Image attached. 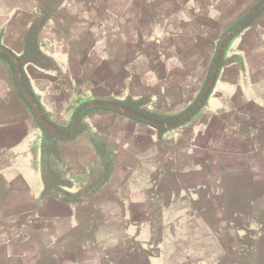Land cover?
<instances>
[{
    "label": "crops",
    "instance_id": "1",
    "mask_svg": "<svg viewBox=\"0 0 264 264\" xmlns=\"http://www.w3.org/2000/svg\"><path fill=\"white\" fill-rule=\"evenodd\" d=\"M47 1L0 0V45L18 56L26 33L31 28L35 31V48L44 62L21 59L25 82L44 115L62 129L68 128L67 133L60 132L66 136L52 138L58 158L48 157L42 149V127L18 95L14 73L0 60V264L6 257L18 258L22 227L27 228L32 244L38 230L52 228V245L66 236L76 237L84 225L99 222L95 215L105 203L132 206L139 201L145 202V208L153 207L165 192L166 181L181 188L175 175L180 176V160L193 156L192 146H202L197 130L211 138L227 120L226 127L236 134L244 125L229 126L232 115L248 113L246 105L256 107L260 114L259 93L252 84L258 80L253 79L251 65L264 52V12L252 30L244 31V35L252 31L254 46H245L242 35L230 50L226 48L249 69L240 70L234 62L223 67L199 114L181 125L180 132L176 128L159 140L153 126L162 125L111 107L80 108L89 102L145 96L140 106L148 112L185 110L197 96L224 29L251 0H63L38 28L36 22ZM229 68L234 73L224 78ZM74 116L76 120L81 117L82 133L75 134ZM249 118L252 124L259 119ZM189 130L197 132L184 139ZM90 135L111 149L112 169L108 179L87 196L80 190L104 170ZM179 140L184 143L183 153H162V146ZM51 173L63 175L65 185L76 182L77 199L66 200L61 192L73 191L63 184L54 188ZM43 205L46 209L38 211ZM49 208L56 210L54 216H47L52 215L47 214ZM171 208L176 209L173 202L162 201L155 218L159 234L175 221L177 214L170 217L165 210ZM81 210L89 211L85 218L77 216ZM39 215H46L48 222L38 229ZM69 260L65 264L75 262Z\"/></svg>",
    "mask_w": 264,
    "mask_h": 264
},
{
    "label": "rangeland",
    "instance_id": "2",
    "mask_svg": "<svg viewBox=\"0 0 264 264\" xmlns=\"http://www.w3.org/2000/svg\"><path fill=\"white\" fill-rule=\"evenodd\" d=\"M62 1L48 0L45 3L44 10L42 9L40 18L36 22L38 28L50 11L56 9ZM249 11L251 12L248 13ZM263 12L264 0H251L245 5L235 20L242 15H248L229 30L227 28L235 20L224 29L226 32H233L227 39V41L230 39L229 45L227 44L228 50L237 38L244 35V31L248 28L252 30ZM249 22L250 24L247 25ZM242 23L244 24L241 26ZM27 33L23 50L29 43L37 62H44L43 56L34 47V38L26 39ZM251 33L247 32L245 37L243 36L244 45L247 47L256 44ZM224 47L223 42L220 54L217 46L213 50L205 70L204 80L198 88L196 98L190 103H193L192 106L179 117L169 121L163 120V123L179 120L186 112H191L197 101L200 102L198 108L185 121L170 127L161 126L163 128L161 131L157 129L159 140L162 134L165 135L176 128L180 132L181 125L199 114L200 108L205 103V98L200 100V96L213 78L210 90L212 89L215 78L223 67L234 62L239 65L240 70L249 69L244 67L237 54H232L233 51H226V54L228 53V56H232L233 59L224 64ZM257 57L259 58L252 61L251 71L254 75L253 79L258 80L252 84L259 93L260 114L256 107L246 105L248 113L232 115L233 117H230L228 121L229 126L244 125L243 128L237 130L238 132L234 131L236 134H232L226 127L227 120L215 129L214 137L210 134L209 139L206 138V131L197 130L202 146H192L194 147L191 152L193 156L188 159L185 155L180 160V176L175 175L176 179L181 180V188L179 185H169V181H166L165 192L158 195L153 207L150 208H145V202L144 204L136 203L139 201H134L132 206L120 202L115 206L112 203H105V207L95 215V218L99 216V222L91 226L84 225L76 237L66 236L52 245L51 238L55 234L52 228L48 231L38 230L35 243L32 244L28 241L27 228L22 227L19 256L15 260L6 257L4 264H65L64 261L68 258L71 259L69 262L75 261L71 264H264V52L263 55L257 54ZM0 60L7 65L5 60L2 58ZM233 73L234 69L225 70L224 78ZM142 97L129 99L142 109L140 105L147 98ZM112 102L123 108L131 109L117 100ZM116 112L127 114L120 110ZM179 112L181 110L172 114L151 113L168 118ZM251 115L255 116V120L259 118L258 121L252 124L249 118ZM76 123L77 120L75 125ZM196 132L189 130L184 135V139ZM64 133H67V130ZM237 133L243 135L239 136ZM183 140L174 144H165L161 147L162 153H167V156L169 154L180 155L179 153H183ZM207 141H210V144H207ZM91 146L94 147L96 153L98 149L101 153L107 154L99 141L96 143L92 141ZM190 149L188 148V152ZM225 151L227 154H224ZM47 155L52 156L50 151ZM231 155L235 157L232 159ZM103 169L98 177L101 179L90 178V181L80 191L90 196L99 183L103 180L105 182L112 167H107V171ZM218 172L222 173V177L216 176ZM50 181L55 188V185L61 186L66 180L64 181L63 175L60 177L51 173ZM64 185L62 187L70 186L69 189L73 191L72 193L62 191L64 198L66 200L77 199L75 190L79 185L72 181ZM162 201L173 202L176 209L165 210L170 217L173 212L177 215L172 224L165 226V233L159 234L156 232L159 223L155 218L160 215L159 207ZM45 209L46 206L43 205L38 211ZM54 211H56L54 208H49L47 214L52 215L47 216H54ZM88 212L81 210L77 216L85 218ZM38 217H40L38 218L39 229L40 224L43 226L48 220L46 215Z\"/></svg>",
    "mask_w": 264,
    "mask_h": 264
},
{
    "label": "trees",
    "instance_id": "3",
    "mask_svg": "<svg viewBox=\"0 0 264 264\" xmlns=\"http://www.w3.org/2000/svg\"><path fill=\"white\" fill-rule=\"evenodd\" d=\"M253 9V8H252ZM251 10V9H250ZM252 11V10H251ZM251 11H249L248 13H250ZM248 14H246V15H242V16H240V17H238L235 21H233L230 25H229V27L227 28V30H229L231 27H233V26H235V25H237L240 21H242L246 16H247ZM250 24V22L247 24V25H249ZM238 32V31H237ZM35 34V31H33L32 30V28L28 31V33H27V36H26V39H33L34 38V35ZM230 40V39H229ZM229 40L227 41V43L225 44V47H224V64L225 63H227V62H229L230 60H232L233 58H231L232 56H228L227 54H226V46H227V44H228V42H229ZM34 47H35V45H34ZM36 49V48H35ZM37 50V49H36ZM32 49H31V47H30V44L29 43H27L26 45H25V47H24V50H23V52H22V54H20V55H18V58L19 59H23V58H27L25 61H37L36 59H35V57H34V54H32ZM37 52L39 53V51L37 50ZM40 54V53H39ZM0 58H2L3 60H5L6 61V63H7V65L9 66V69H10V71L12 72V74H13V72H14V64H13V62H12V60L10 59V57L7 55V54H5L4 52H0ZM21 65H22V62H21ZM15 78V77H14ZM14 82H15V85H16V81L14 80ZM21 82H22V84L23 85H25V86H27L28 88H29V90H30V87L27 85V83L25 82V79H24V76H23V72H22V75H21ZM16 90H17V93H18V95L20 96V98L22 99V101L26 104V106L30 109V111H32V109H31V107H30V105H29V103H28V101H27V99L25 98V96L22 94V92L19 90V88L17 87V85H16ZM35 100H36V102L38 103V100L35 98ZM117 102H119L120 104H122V105H124L125 107H128V108H131V109H134V110H136V111H138V112H141V113H143V114H145L146 116H148V117H151V118H154V119H156V120H159V121H166V120H172V119H174L175 117H179L184 111H186V110H188L191 106H192V104H190L185 110H183V111H181V112H179L178 114H174V115H172V116H170V117H168V118H162L160 115H156V114H152L151 112H148V111H146V110H144V109H141L139 106H138V104H134L133 103V101H131L129 98H127V99H124V100H117ZM38 106H39V108H40V110H41V106H40V104L38 103ZM95 109H105V108H95ZM31 113H33V112H31ZM33 115V114H32ZM50 123L56 128V130L57 131H59V132H65L66 130H67V132H68V128H66V129H62L59 125H57L55 122H53L52 120H50ZM153 127H155L156 129H158V130H163V128L161 127V126H153ZM41 129V131H42V139H43V141H42V149H43V151H45V152H48V151H50V153L52 154V157H55V158H58V151L54 148V145L52 144V138H53V134L47 129V128H40ZM84 131V126H83V123L81 122V117H78V119H77V123H76V126H75V134H78V133H82ZM90 140H91V142L92 141H94L95 143L96 142H98L99 140L95 137V136H93V135H90ZM101 144V143H100ZM102 145V147L104 148V151L105 152H107V154H105V153H101V151H98V149H97V153H98V155L100 156V158L102 159V161H103V165H104V168H105V170L107 171V167L109 168V163H108V160H109V154H110V152H111V149H109V148H107V147H105L103 144H101ZM55 149V150H54ZM49 165V164H48ZM49 167V166H48ZM58 189V188H57Z\"/></svg>",
    "mask_w": 264,
    "mask_h": 264
},
{
    "label": "water",
    "instance_id": "4",
    "mask_svg": "<svg viewBox=\"0 0 264 264\" xmlns=\"http://www.w3.org/2000/svg\"><path fill=\"white\" fill-rule=\"evenodd\" d=\"M244 23L241 24V26L243 25ZM233 32H226L224 34V37L221 39L220 41V44L218 46V53L220 54V52L222 51V48H223V42H224V45L227 41L228 38H230L231 34ZM0 52H4L5 54H7L10 59L12 60L13 64H14V77H15V81H16V85L17 87L19 88V90L22 92V94L25 96V98L27 99L31 109H32V112L36 118V120L39 122L40 126L43 127V128H47L53 135H56V136H66L64 135V133H60L59 131L56 130V128L50 123V121L47 119V118H44V114L43 112L40 110L39 106H38V103L36 102L35 100V97L34 95L31 93V91L29 90V88L25 85L22 84L21 82V74H22V67H21V59L18 58V56H16L14 53H12L9 49L3 47L2 45H0ZM213 77V75H212ZM213 84V78L210 82V85L207 86L206 90L202 93V95L200 96V100L201 99H206L207 95H208V92L210 91V87L211 85ZM199 103L200 102H196L194 104V107L193 109L191 110V112H186L185 115L183 117H181L179 120H176L174 122H171V123H163V122H157L141 113H138V112H135L131 109H127V108H123L121 106H118L116 103L114 102H89V103H86L84 104L83 106H81L80 108L82 107H88V106H92V105H100V106H104V107H111V108H114L116 110H120L124 113H127L131 116H134L140 120H143V121H146L150 124H153V125H162V126H174L176 124H179L183 121H185L186 119H188L191 115H192V112L198 108L199 106ZM78 108L76 111H75V114L76 112L80 109ZM76 116V115H75ZM75 116L73 117L72 119V124L75 123Z\"/></svg>",
    "mask_w": 264,
    "mask_h": 264
}]
</instances>
